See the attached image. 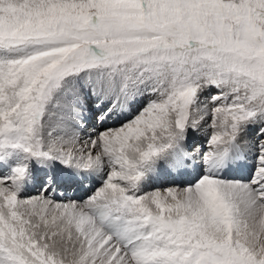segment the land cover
I'll return each mask as SVG.
<instances>
[{"label":"snow or ice","instance_id":"obj_1","mask_svg":"<svg viewBox=\"0 0 264 264\" xmlns=\"http://www.w3.org/2000/svg\"><path fill=\"white\" fill-rule=\"evenodd\" d=\"M0 264H264V0H0Z\"/></svg>","mask_w":264,"mask_h":264},{"label":"rangeland","instance_id":"obj_2","mask_svg":"<svg viewBox=\"0 0 264 264\" xmlns=\"http://www.w3.org/2000/svg\"><path fill=\"white\" fill-rule=\"evenodd\" d=\"M202 138V139H201ZM198 140L202 141L203 142V136H198Z\"/></svg>","mask_w":264,"mask_h":264},{"label":"bare ground","instance_id":"obj_3","mask_svg":"<svg viewBox=\"0 0 264 264\" xmlns=\"http://www.w3.org/2000/svg\"><path fill=\"white\" fill-rule=\"evenodd\" d=\"M200 142H202V141H200Z\"/></svg>","mask_w":264,"mask_h":264}]
</instances>
